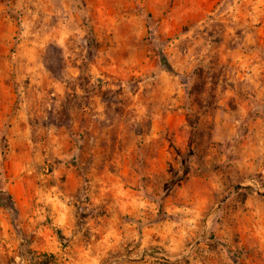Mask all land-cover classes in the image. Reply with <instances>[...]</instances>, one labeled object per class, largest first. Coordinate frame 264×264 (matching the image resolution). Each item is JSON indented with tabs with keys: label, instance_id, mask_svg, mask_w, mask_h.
I'll return each mask as SVG.
<instances>
[{
	"label": "rangeland",
	"instance_id": "1",
	"mask_svg": "<svg viewBox=\"0 0 264 264\" xmlns=\"http://www.w3.org/2000/svg\"><path fill=\"white\" fill-rule=\"evenodd\" d=\"M0 191V264H264V0H0Z\"/></svg>",
	"mask_w": 264,
	"mask_h": 264
},
{
	"label": "trees",
	"instance_id": "2",
	"mask_svg": "<svg viewBox=\"0 0 264 264\" xmlns=\"http://www.w3.org/2000/svg\"><path fill=\"white\" fill-rule=\"evenodd\" d=\"M158 57H159V64L161 65V67L168 73L172 74V75H176L178 76L179 74L174 70V68L171 66V64L168 62L165 54L162 52V50H158ZM5 202H7V204H4V207L6 209H10L11 206L15 205V202L13 200V197L5 192V191H0V204H3ZM40 257L42 258V261L40 262H32L31 264H49L51 262V260H49V258L54 259L53 255H47V254H39Z\"/></svg>",
	"mask_w": 264,
	"mask_h": 264
},
{
	"label": "water",
	"instance_id": "3",
	"mask_svg": "<svg viewBox=\"0 0 264 264\" xmlns=\"http://www.w3.org/2000/svg\"><path fill=\"white\" fill-rule=\"evenodd\" d=\"M240 189H243V186H236L235 189H234V191H238Z\"/></svg>",
	"mask_w": 264,
	"mask_h": 264
}]
</instances>
